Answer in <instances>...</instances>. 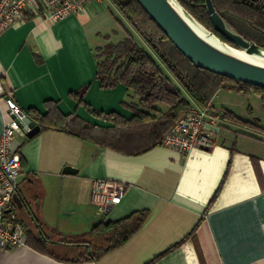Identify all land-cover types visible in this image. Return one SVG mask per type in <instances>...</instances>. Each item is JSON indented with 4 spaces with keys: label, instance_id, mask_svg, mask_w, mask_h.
Segmentation results:
<instances>
[{
    "label": "crops",
    "instance_id": "1",
    "mask_svg": "<svg viewBox=\"0 0 264 264\" xmlns=\"http://www.w3.org/2000/svg\"><path fill=\"white\" fill-rule=\"evenodd\" d=\"M119 15L110 0L55 22L26 13L0 36L5 93L25 110L112 126L71 95L86 86L83 100L92 109L130 118L126 86L105 88L96 77V50L125 36ZM239 93L217 92L206 108L211 146L188 153L163 144L123 153L61 128L69 118L17 134L22 174L14 201L26 244L0 248V264H264V132L222 117L225 108L261 122L237 110L246 106ZM5 111L0 98V134ZM97 178L125 185L109 210L92 202ZM142 211L145 220L127 240L87 259L130 224L114 222Z\"/></svg>",
    "mask_w": 264,
    "mask_h": 264
},
{
    "label": "trees",
    "instance_id": "2",
    "mask_svg": "<svg viewBox=\"0 0 264 264\" xmlns=\"http://www.w3.org/2000/svg\"><path fill=\"white\" fill-rule=\"evenodd\" d=\"M110 1L129 26L124 27L125 36L121 40L116 43L107 42L96 50V77L105 88L118 84L126 86L132 100L123 101V104L131 110V117L92 109L83 100L86 90L84 86L71 95L77 99L78 104H83L95 116L112 122V126L99 127L88 121L77 122L69 115L61 118L56 113L57 116L55 114L50 117L51 111L41 114L33 109H24L27 117L36 125L50 127L59 118H69L61 128L120 152L139 154L162 144L163 136L193 107V102L207 108L222 88L246 95L256 93L264 104L263 87L211 72L190 61L136 0ZM178 1L199 22L214 30L204 0ZM212 1L230 27L247 40L264 47V0ZM131 28L144 41L145 46L139 44ZM216 34L226 40L219 33ZM222 117L247 127L254 126L264 132V126L241 119L231 110L223 108ZM146 216V211L135 212L114 222V225H123L126 222L130 224L124 227L120 237L107 247L91 252L87 259H96L105 251L123 243L137 231ZM132 217L135 218L132 220Z\"/></svg>",
    "mask_w": 264,
    "mask_h": 264
},
{
    "label": "built area",
    "instance_id": "3",
    "mask_svg": "<svg viewBox=\"0 0 264 264\" xmlns=\"http://www.w3.org/2000/svg\"><path fill=\"white\" fill-rule=\"evenodd\" d=\"M101 0H0V36L12 24L24 19L26 13L59 21L75 11L86 9ZM0 98L6 111L0 134V248H14L26 244V235L17 222L14 196L18 192L22 174L21 156L14 146L17 134L27 133L31 127L25 122L27 114L15 100L5 93L0 74ZM206 108H191L162 138V144L188 153L194 148H207L213 141ZM215 117L212 118L214 120ZM125 185L107 178L93 181L92 202L105 210L118 204Z\"/></svg>",
    "mask_w": 264,
    "mask_h": 264
},
{
    "label": "water",
    "instance_id": "4",
    "mask_svg": "<svg viewBox=\"0 0 264 264\" xmlns=\"http://www.w3.org/2000/svg\"><path fill=\"white\" fill-rule=\"evenodd\" d=\"M136 1L194 64L228 78L264 88V65L246 60L233 52L240 49L248 54H264V47L247 40L230 27L216 10L212 0H204V5L214 30H210L199 22L178 0ZM197 26L203 27L208 36L217 38L222 47L203 36ZM216 32L226 40H223ZM25 122L31 127V130L27 132L28 135L34 134L40 128L29 117L25 118ZM71 170H73L71 166L64 169L65 172ZM14 200L19 203V194L14 196Z\"/></svg>",
    "mask_w": 264,
    "mask_h": 264
},
{
    "label": "rangeland",
    "instance_id": "5",
    "mask_svg": "<svg viewBox=\"0 0 264 264\" xmlns=\"http://www.w3.org/2000/svg\"><path fill=\"white\" fill-rule=\"evenodd\" d=\"M119 12V11H118ZM119 17H120V19L124 22V24L125 25H127V26H129L128 25V23H127V21L125 20V18L122 16V14L119 12ZM131 30H132V33H133V35L135 36V38L137 39V41L139 42V44H142V45H144L145 46V43H144V41L139 37V35L136 33V31L135 30H133L132 28H131ZM117 39H119V38H112V40L113 41H117ZM102 44H104L105 42H101ZM234 92H236V94H238L239 92L238 91H235V90H233ZM240 94V93H239ZM237 98H241V99H244L245 100V103H246V106H244L243 108H242V104H239V106H237V110L238 111H241V113L243 112L244 113V115H246V114H254V115H260V117H262L261 118V122L263 123V125H264V105H262V102H261V99H260V97L256 94V93H251V94H249V95H246V94H243V93H241ZM237 103H241L240 101H238ZM251 107H253L254 108V113L252 112V110H251ZM248 112V113H247ZM246 119H250V122L252 123V124H257V123H261L259 120H258V122H257V120H255V118H246ZM261 123V124H262ZM249 127H252V126H249ZM254 127V126H253ZM252 127V128H253ZM254 129H256V127H254ZM257 130V129H256ZM111 238V236L109 237V239ZM103 243L105 242V241H102ZM110 242V240L109 241H107V243H109ZM101 243V242H100ZM107 243H104L103 245H102V247H104V245L105 244H107Z\"/></svg>",
    "mask_w": 264,
    "mask_h": 264
},
{
    "label": "bare ground",
    "instance_id": "6",
    "mask_svg": "<svg viewBox=\"0 0 264 264\" xmlns=\"http://www.w3.org/2000/svg\"><path fill=\"white\" fill-rule=\"evenodd\" d=\"M197 29H199V32L207 37L211 42L215 43L216 45L218 46H221L222 47V44L220 43V41L213 37V36H208V34L203 30L204 28L201 27V26H197ZM236 55L246 59V60H249L251 62H254V63H258V64H262L264 65V54L263 53H253V54H248L246 53L244 50H240V49H236L233 51Z\"/></svg>",
    "mask_w": 264,
    "mask_h": 264
}]
</instances>
